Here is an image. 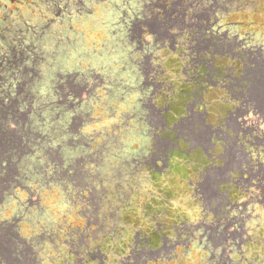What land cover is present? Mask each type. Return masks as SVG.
<instances>
[{
  "label": "rangeland",
  "instance_id": "rangeland-1",
  "mask_svg": "<svg viewBox=\"0 0 264 264\" xmlns=\"http://www.w3.org/2000/svg\"><path fill=\"white\" fill-rule=\"evenodd\" d=\"M129 1L0 0V264H122L115 236L120 228L145 237L162 226L175 240L182 230H194L177 207L198 200L194 183L210 161L178 153L188 149L183 143L172 152V129L184 111L178 108L185 100L182 76L172 74V60L153 62L158 76L144 74L149 51L139 50L124 28ZM249 2L254 7L246 12L259 13L242 21L256 31L264 24V0ZM162 70L170 74L162 76ZM162 81L165 101L159 87L157 93L145 87ZM66 96L87 102L81 107L83 116L90 114L86 126L77 122L66 130ZM255 96L264 104V74ZM215 98L207 102L213 105ZM171 102L169 130L162 131V116L151 126L141 119L151 103L161 108ZM217 110L211 107L207 124L216 122ZM162 153L175 157L160 176L152 165ZM231 178L238 181L239 174ZM221 188V198L227 190L233 200L242 196L230 181ZM201 221L214 223L212 216ZM253 251L247 257L257 262L261 255ZM210 257L201 264H211ZM217 259L228 263L226 255ZM186 264L194 263L187 258Z\"/></svg>",
  "mask_w": 264,
  "mask_h": 264
},
{
  "label": "flooded vegetation",
  "instance_id": "flooded-vegetation-1",
  "mask_svg": "<svg viewBox=\"0 0 264 264\" xmlns=\"http://www.w3.org/2000/svg\"><path fill=\"white\" fill-rule=\"evenodd\" d=\"M99 1L104 4L106 2ZM249 1L130 0L123 6L124 16L130 15L124 23V28L129 31L128 35L132 41L137 42L139 50L146 47L149 51L144 72L147 78L159 75L155 72L154 61L169 60L175 62L176 69H172L174 77L178 79L182 76V98L185 100L179 103L178 108L184 111L181 110L182 113L178 116L176 123L179 125L176 124L172 129V134L176 133L175 139H171L172 152L183 143L188 149L177 150L178 153L187 151L188 156L190 153L202 152V158L210 161L204 171H199L203 173L194 187L198 197L196 201L201 204L198 205L208 217H213L210 222L214 223L208 226L201 221L203 217L208 219L204 215L198 222L189 223L193 225V231L186 233V230H182L183 232L177 233L176 240L164 234L162 226L145 237L141 236V231L120 228L115 236L120 235L116 253L123 256L122 264H174L173 261L186 264L187 258L189 263L201 264L206 254L211 256V264H220L218 254L220 257L226 255L227 264H254V261H249V251L244 245L251 242L249 244L256 247L264 243V239L258 237L256 232L259 227L257 220L261 214L255 215L253 211H249L250 204L264 203V165L258 162H264V104L255 96L257 83H261L264 74V38L262 41L256 39L250 32L251 27L245 26L246 22L233 21L235 14L248 15L246 9L254 7ZM114 7L120 8L118 4ZM260 29L264 30V24H261ZM158 53L160 54L156 55ZM159 66L161 65H157ZM188 67L194 68L192 73ZM161 74L163 76L170 72L162 70ZM163 83L164 81L151 87L152 83L146 82L145 87L153 88L156 93V88L159 87V93L165 101L169 98V93L163 96ZM210 95L218 96L213 105H210L212 102H207ZM173 103H167L161 108L151 103L150 114L141 119L151 126V121L162 116L160 119L164 131L167 127L165 116L172 114ZM211 107L218 109L219 113L212 117L216 121L214 124H207L211 117ZM77 122L81 126L83 118L69 124L74 127ZM199 124L201 126L197 127ZM254 154L256 156L253 159L251 157ZM162 155L165 159L154 155L152 169L155 175L163 176L175 157L174 154ZM196 169L198 171L199 167ZM233 173L239 174L238 181L231 178ZM225 181H230L238 190H243L239 199L233 201L226 194L220 199L219 193L215 191L216 194H213V187L221 189ZM181 185L177 184V187L182 188ZM251 190L254 193L259 190L260 195L246 197ZM226 204L229 206H225ZM187 208L191 207H177L180 212ZM212 213H219V218ZM165 215L169 216L167 213ZM175 215L173 216L176 218L181 216L180 213ZM159 216L158 214L157 218ZM176 218L174 221L178 220ZM246 224L254 228L253 236H242L246 231L242 227ZM235 254L239 256V261L234 262L232 255Z\"/></svg>",
  "mask_w": 264,
  "mask_h": 264
},
{
  "label": "crops",
  "instance_id": "crops-1",
  "mask_svg": "<svg viewBox=\"0 0 264 264\" xmlns=\"http://www.w3.org/2000/svg\"><path fill=\"white\" fill-rule=\"evenodd\" d=\"M258 13L259 12H256L254 14H258ZM248 15H251L250 12L248 13ZM248 15H247V13H245V16H244V13L235 14L234 17H233V21L242 22V19L247 17ZM260 30L261 29L259 28V30L254 31V29L251 28L250 32L255 35L256 39H258L259 36L263 35V33H264V32L261 33ZM202 155H203L202 153L201 154H197V152L196 153H192V154L191 153L188 154L189 157L195 158V159H201L203 157ZM255 156H256V154H254L253 157H251V158L254 159ZM254 161H257V160H254ZM258 162L261 163V164L263 163L260 160H258ZM214 188H215V191L217 193H219V194H221L220 192H223L222 188L221 189H219L217 187H214ZM225 192H226L225 194L227 196H229V191L227 190ZM258 192H259V190H255V193H254L253 190H251V191L248 192V196L246 195V197L251 198L252 194H257L259 196L260 194ZM226 199H228V197ZM243 199H245V198H243ZM228 201H229V199H228ZM180 206H181V208L182 207L184 208V205H180ZM180 206H178V207H180ZM225 206H229V205L226 204ZM249 211H253V213L255 215L261 214V215H259V218L257 220V222L259 223V227L257 226L258 228H257L256 232H257V234H259L258 237H260L261 239H264V203L260 204V205L250 204L249 205ZM181 213L183 215L187 216V219H191L192 220L191 222H198L202 216H204V215L207 216V213H205V211L202 210V208L196 203V201H195V203L192 205V207L190 209H188V208L187 209H182ZM212 215H215V214L212 213ZM219 215L220 214L217 213L215 215V217H218ZM231 215H232V213H231ZM242 229H244V230L246 229L245 233L242 235L243 237H245V236L246 237L253 236L254 228L252 226L246 224V226L245 227L243 226ZM249 243H251V242H249ZM249 243L244 245L245 248L247 249V251H249V253H251L253 250H254L253 252H255L257 250L254 254L261 255L260 258H262L261 260H258L257 262H254V264H264V243L262 245L259 244L256 247H253V245L251 246Z\"/></svg>",
  "mask_w": 264,
  "mask_h": 264
},
{
  "label": "trees",
  "instance_id": "trees-1",
  "mask_svg": "<svg viewBox=\"0 0 264 264\" xmlns=\"http://www.w3.org/2000/svg\"><path fill=\"white\" fill-rule=\"evenodd\" d=\"M67 100H69V101H67ZM67 100H66V102L63 101V103H65L66 105L69 106V109H68V110L66 109V112L63 114V117H64V120H65V124H66V126H68V124H69L71 121L74 122V121H76V120H80L81 118H83V123H82V125L80 126V128H81L82 126H86V125H84V124H85V121L87 120L86 118H87V117L89 118L90 114L86 112V114H85L86 117L83 116V114H84L85 112L82 111V108H81V107H82L83 105H85L87 102L84 101V99H81V100L76 99V100H78V101H76V102H75V99H74V100H71V99L67 98ZM71 111H73V113H74L73 115H72ZM83 112H84V113H83ZM69 115H70V116H69ZM41 116H44L43 113H41ZM42 118H45V117H42ZM43 120H45V119H43ZM43 120H42L41 125H42L43 128H44V126L46 125V122H44ZM41 134H42V133H41Z\"/></svg>",
  "mask_w": 264,
  "mask_h": 264
},
{
  "label": "bare ground",
  "instance_id": "bare-ground-1",
  "mask_svg": "<svg viewBox=\"0 0 264 264\" xmlns=\"http://www.w3.org/2000/svg\"><path fill=\"white\" fill-rule=\"evenodd\" d=\"M75 82H76V80H75ZM73 84V83H72ZM72 86H74V84L72 85ZM77 90V89H76ZM66 100H67V96H66ZM65 123V122H64ZM75 127V126H74ZM73 126L71 127V125L70 124H68V126H66V130L67 129H73L74 128ZM61 128V127H60ZM62 131H65V125L63 124V122H62ZM67 132V131H66ZM77 132H79L78 130H77ZM202 138V137H201ZM224 179V178H223ZM220 196V199H221V194H219ZM225 197V196H224ZM225 200V199H224ZM223 200V201H224ZM220 216V215H219ZM219 216H218V218H219ZM7 235V234H6ZM5 237H7V236H5ZM3 242H4V244H6L7 245V242H8V240H7V238H3ZM2 243V239L0 240V244ZM2 245V244H1ZM3 248H5V247H3V245H2V249Z\"/></svg>",
  "mask_w": 264,
  "mask_h": 264
}]
</instances>
